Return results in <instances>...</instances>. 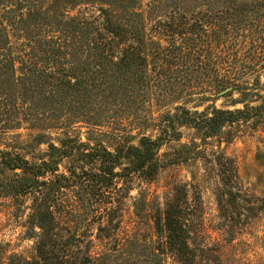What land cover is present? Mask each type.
I'll use <instances>...</instances> for the list:
<instances>
[{"label": "trees", "instance_id": "1", "mask_svg": "<svg viewBox=\"0 0 264 264\" xmlns=\"http://www.w3.org/2000/svg\"><path fill=\"white\" fill-rule=\"evenodd\" d=\"M262 74L264 0H0V134L25 128L26 149L46 145L32 160L0 148V197L23 213L32 241L30 255L12 252L5 264H221L193 180H175L161 203L139 193L132 216L145 211L150 232L129 228L125 201L136 179L189 166L227 128L263 122ZM227 87L241 108L186 106ZM150 103H178L144 122L156 137L117 134L111 125ZM184 125L199 141L161 153ZM100 136L117 142L109 149ZM211 151L218 224L235 235L263 198L244 188L232 157Z\"/></svg>", "mask_w": 264, "mask_h": 264}, {"label": "rangeland", "instance_id": "2", "mask_svg": "<svg viewBox=\"0 0 264 264\" xmlns=\"http://www.w3.org/2000/svg\"><path fill=\"white\" fill-rule=\"evenodd\" d=\"M261 81L264 82V74L261 75ZM242 95L237 90L216 94L210 100L204 102H189L186 104L190 110L202 111L208 107L234 109L241 108L243 103ZM247 103L251 105L258 104L255 97L247 98ZM175 104H169L165 107L147 104L146 109L139 112V117H127L124 115L118 125L114 127L118 135L128 134L132 136L131 142H138L139 134L151 135L156 137L159 134L158 128H144V122L147 120L155 121L159 114L171 110ZM106 126V127H105ZM116 126V127H115ZM104 125L102 130H108ZM85 127L80 128L81 140L87 141L88 133ZM182 137L179 141H172L161 148V153L171 152L173 148L182 143L190 144L192 140L199 141L198 132L190 126H180ZM226 137L221 140H210V144L204 150L202 156L211 157L212 151H220L233 158L241 184L249 192H254L262 199L264 203V121L259 124H240L234 128H227ZM60 135L61 131H57ZM55 134V133H54ZM31 133L25 128L16 131L0 134V148L9 149L21 153L29 160L35 156H40L41 152L46 150V145L35 146V149H26L25 144L31 141ZM104 144L112 149L117 142L113 138L100 136ZM122 140V139H121ZM206 157L192 161L189 166L185 164H171L162 169L158 178L152 182H145L136 179L133 182L129 197L125 201V215L127 221L134 219L129 224V228H141L142 231H151L150 220L145 211H139V217H133V202L144 191L148 198H157L159 203L163 200L164 192L171 186L175 180L194 181L198 186L202 204H203V223L205 240L209 244L219 246V255L221 264H264V211L256 218L247 222L244 229L231 235L227 227H222L218 223L217 203L215 194L218 187L217 179L209 171L205 161ZM36 158V157H35ZM195 178V179H193ZM24 215L20 213L13 204L6 198L0 197V264H5L7 256L12 252H19L24 255H30L32 252V241L25 238ZM139 222V224L137 222ZM166 264H177L171 258Z\"/></svg>", "mask_w": 264, "mask_h": 264}, {"label": "water", "instance_id": "3", "mask_svg": "<svg viewBox=\"0 0 264 264\" xmlns=\"http://www.w3.org/2000/svg\"><path fill=\"white\" fill-rule=\"evenodd\" d=\"M230 90V87L225 88L224 90L220 91L218 94H224Z\"/></svg>", "mask_w": 264, "mask_h": 264}]
</instances>
